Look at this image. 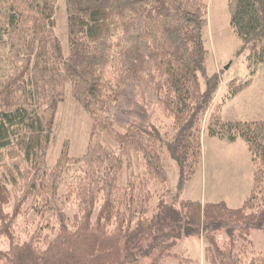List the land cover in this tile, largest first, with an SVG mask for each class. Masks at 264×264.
Masks as SVG:
<instances>
[{
    "label": "trees",
    "instance_id": "obj_1",
    "mask_svg": "<svg viewBox=\"0 0 264 264\" xmlns=\"http://www.w3.org/2000/svg\"><path fill=\"white\" fill-rule=\"evenodd\" d=\"M65 1L69 55L57 34L58 0H0V47H8L13 66L0 78V236L10 240L0 264H164L170 257L187 264L173 252L184 231L203 237L211 264H264L250 239L253 229L264 230V120L213 114L206 127L211 137L249 147L255 175L242 207L188 200L177 208L165 192L154 204L170 180L164 155L180 170L178 196L203 159L202 125L223 80L207 64L206 0ZM228 10L241 44L236 55L246 56L250 75L226 83L233 97L264 65V0H228ZM68 86L93 121L90 142L75 157L66 141L52 165ZM157 111L172 119L168 133ZM102 134L112 137L110 144ZM134 157L143 174L134 172ZM30 200L33 211L55 212L59 228L48 241L15 236ZM72 201L73 218L66 211ZM224 231L221 244L217 234Z\"/></svg>",
    "mask_w": 264,
    "mask_h": 264
},
{
    "label": "rangeland",
    "instance_id": "obj_2",
    "mask_svg": "<svg viewBox=\"0 0 264 264\" xmlns=\"http://www.w3.org/2000/svg\"><path fill=\"white\" fill-rule=\"evenodd\" d=\"M58 12L56 15L57 20V34L59 35L65 55H69V32H68V15L66 9V1L58 0ZM208 6V25L204 30L203 36L206 42L207 49L209 51L208 67L211 72H222L223 80L220 85L219 92L216 96L217 100L224 99L223 96L230 89L226 86L231 79L239 78L240 81L247 80L250 75L243 62H245V55L237 56L236 53L239 51L241 44L235 36L230 26V14L228 10V0H206ZM229 70L225 69L229 66ZM13 66L9 58L8 47H0V78L6 73L11 71ZM238 86V83H235ZM227 95H225L226 97ZM215 102V101H214ZM223 105L213 107L209 114H224L227 119H243L248 121H259L264 120V65H259L256 71L252 75V81L249 87L244 89L233 97H228L222 103ZM209 114L206 115L202 125V129L205 132L206 127L209 124ZM159 125L163 132L168 133L173 126L172 119L165 118L162 114L156 113ZM93 121L90 115L73 99L71 95L70 86L66 89V99L61 104L55 124V131L53 134V142L49 151V163L54 164L56 159L59 157L62 150L63 144L66 141L70 142L71 155L75 157L82 156L86 153L89 142L90 134L92 131ZM204 134V133H203ZM107 134L101 135V140L105 143L110 144L112 139ZM209 136H204V158L209 152ZM104 143V144H105ZM112 144H114L112 142ZM211 153H209V159H211ZM168 169H169V183L166 185L165 190H159L154 197V204L156 205L161 192H165L167 202L174 205L177 208L181 207V204L188 200H201L202 192L209 187L210 179V160L206 165V168H199L197 175L194 177L192 183V191L185 193L184 195L178 196L175 188L179 179L180 170L176 163L168 156L164 155ZM135 167V173H144L145 168L140 164V160L134 157L133 160ZM212 166V164H211ZM254 169L255 165L253 163ZM214 169L213 184L216 183L217 187L222 193H226L230 187L227 186L223 181L218 182V175L226 177L220 171L219 166H212ZM204 172V174H202ZM255 175V171H254ZM228 176V175H227ZM68 180V179H67ZM120 184L126 186L127 174L123 172L120 179ZM69 181L67 183V188ZM234 186H236L234 184ZM66 188L63 186L60 190V194L66 193ZM251 193V192H250ZM250 196V194H249ZM248 196V197H249ZM207 201H210L207 197ZM32 200V199H31ZM30 201L24 208L22 214L17 218L14 224V233L16 238L25 242L29 238L38 236L40 240L51 238L58 230L59 223L56 220L55 212H45L44 215L30 209ZM11 209V208H10ZM68 215L73 218L78 212L76 204H70L67 208ZM99 206L96 209L94 218L97 217ZM154 214V208L151 209ZM151 214V213H150ZM211 233H208L210 235ZM173 248L175 254L181 255L187 264H211V262L205 257V248L207 246L204 242L203 237L198 234L188 233L184 231ZM212 235V234H211ZM220 238V243L227 241V233L220 232L217 234ZM204 236V235H203ZM207 236V235H206ZM205 238V236H204ZM252 241L251 250L252 254L264 253V230L253 229L250 234ZM10 240L6 237L0 236V251L9 249ZM250 251V250H249ZM151 259H146L144 264H150ZM164 264H182L181 258H166Z\"/></svg>",
    "mask_w": 264,
    "mask_h": 264
},
{
    "label": "crops",
    "instance_id": "obj_3",
    "mask_svg": "<svg viewBox=\"0 0 264 264\" xmlns=\"http://www.w3.org/2000/svg\"><path fill=\"white\" fill-rule=\"evenodd\" d=\"M228 92L225 91L223 96L224 99L220 101L215 99L213 107H217L223 105L222 103L228 98ZM212 111V108H211ZM210 111V112H211ZM213 114H209L211 117ZM221 119L224 121H246L252 122L248 120H239V119H227L224 117V114H219ZM210 122V120H209ZM208 135V132L205 131L202 137V142L204 144V136ZM208 145L209 152H207L206 157L204 158V148H203V159L201 162V168H206L208 160H210V179H209V187L208 189L203 190L201 198L205 200L203 203H220L225 202L230 208H240L244 204L245 200L248 198L251 189L253 187L254 181V166L252 162V156L249 150L248 145L243 140H238L235 143H229L223 139L218 137L209 136ZM202 144V145H203ZM211 153V159H209V153ZM219 166L220 171L223 175L226 174V177L218 175V182L223 181L230 189L226 193H222L221 190L217 187L216 183L213 184V176L214 172L211 166ZM204 174V172H202ZM228 175V176H227ZM194 178L188 183L186 188L183 191L184 195L187 192L192 191V183ZM234 184L236 186H234ZM207 197L210 201H207ZM201 201V200H198Z\"/></svg>",
    "mask_w": 264,
    "mask_h": 264
},
{
    "label": "water",
    "instance_id": "obj_4",
    "mask_svg": "<svg viewBox=\"0 0 264 264\" xmlns=\"http://www.w3.org/2000/svg\"><path fill=\"white\" fill-rule=\"evenodd\" d=\"M230 68V65L226 68V70H228Z\"/></svg>",
    "mask_w": 264,
    "mask_h": 264
}]
</instances>
